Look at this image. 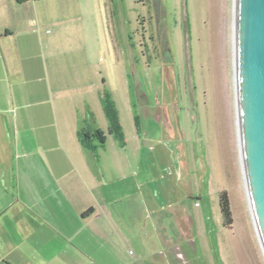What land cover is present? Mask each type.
<instances>
[{
  "label": "rangeland",
  "instance_id": "1",
  "mask_svg": "<svg viewBox=\"0 0 264 264\" xmlns=\"http://www.w3.org/2000/svg\"><path fill=\"white\" fill-rule=\"evenodd\" d=\"M49 3L64 21L55 45L58 62L51 68L53 82L66 92L62 107H70L73 99L84 113L80 123L87 126L91 106L105 138L115 140L105 132L109 122L101 98L108 91L126 140L125 148L119 146L136 157L140 181H152L149 200L158 211L167 207V221L173 222L168 230L197 240L198 251L205 254L204 263L197 260L198 264H264L239 156L234 0ZM79 81L92 85L81 87ZM164 110L171 116L175 138L156 116ZM172 142L191 145L185 165L188 177L180 176L170 156ZM222 190L231 201L230 228L224 226L219 207ZM184 209L197 221L185 234L177 225ZM157 232L161 229L142 226L134 249L139 244L153 247L148 236L155 239Z\"/></svg>",
  "mask_w": 264,
  "mask_h": 264
},
{
  "label": "crops",
  "instance_id": "2",
  "mask_svg": "<svg viewBox=\"0 0 264 264\" xmlns=\"http://www.w3.org/2000/svg\"><path fill=\"white\" fill-rule=\"evenodd\" d=\"M63 22L49 0H0V264L204 263L196 239L168 230L167 207L151 205L152 181H140L129 148L108 136L97 158L82 146L83 110L73 99L62 107L66 92L51 75ZM161 112L158 120L175 138L170 114ZM170 145L180 176L188 177L191 145ZM184 211L177 224L183 234L197 222ZM142 226L161 233L148 236L153 247L134 249Z\"/></svg>",
  "mask_w": 264,
  "mask_h": 264
},
{
  "label": "water",
  "instance_id": "3",
  "mask_svg": "<svg viewBox=\"0 0 264 264\" xmlns=\"http://www.w3.org/2000/svg\"><path fill=\"white\" fill-rule=\"evenodd\" d=\"M233 40L239 156L264 254V0H234Z\"/></svg>",
  "mask_w": 264,
  "mask_h": 264
},
{
  "label": "trees",
  "instance_id": "4",
  "mask_svg": "<svg viewBox=\"0 0 264 264\" xmlns=\"http://www.w3.org/2000/svg\"><path fill=\"white\" fill-rule=\"evenodd\" d=\"M19 4L24 3L27 0H16ZM43 1V0H36ZM102 105L105 115L109 122L108 133L114 136L115 140L122 147H126V140L124 137L123 126L120 121L118 110L116 108L115 102L112 99L111 94L105 91L102 94ZM89 123L87 126L81 125L78 130V138L82 146L91 151L97 158H99V150L104 148L106 144V138L103 131L97 127L95 116L89 110L88 111ZM137 126L140 127L139 116L136 118ZM219 207L224 220V226L230 228L233 223V213L231 208V201L226 190L219 192Z\"/></svg>",
  "mask_w": 264,
  "mask_h": 264
},
{
  "label": "flooded vegetation",
  "instance_id": "5",
  "mask_svg": "<svg viewBox=\"0 0 264 264\" xmlns=\"http://www.w3.org/2000/svg\"><path fill=\"white\" fill-rule=\"evenodd\" d=\"M148 103V102H147ZM147 110V108H145V111ZM149 110V109H148Z\"/></svg>",
  "mask_w": 264,
  "mask_h": 264
}]
</instances>
